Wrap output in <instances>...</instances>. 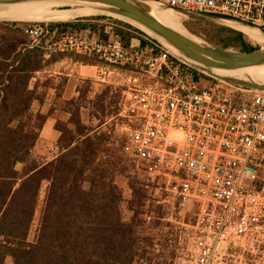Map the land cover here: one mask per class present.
Masks as SVG:
<instances>
[{"label":"built area","instance_id":"1","mask_svg":"<svg viewBox=\"0 0 264 264\" xmlns=\"http://www.w3.org/2000/svg\"><path fill=\"white\" fill-rule=\"evenodd\" d=\"M153 1L264 32V0ZM115 31L105 26V38L91 29L56 38L48 24L25 29L45 60L95 57L100 77L121 78L124 154L159 204L197 211L175 264H220L230 247L264 231V91L218 79L151 35L125 45Z\"/></svg>","mask_w":264,"mask_h":264},{"label":"trees","instance_id":"2","mask_svg":"<svg viewBox=\"0 0 264 264\" xmlns=\"http://www.w3.org/2000/svg\"><path fill=\"white\" fill-rule=\"evenodd\" d=\"M70 19L49 25L52 35L91 29L105 38L102 27L88 22L107 19L125 24L129 31H115L125 45L134 37L130 31L142 32L106 16ZM28 26L0 22V264H8L9 258L13 264H155L154 237H143L140 231L146 224L145 194L134 186L137 200L126 222L113 168L119 163L104 161L111 153L107 138L101 126L84 124L80 106L69 109L70 121L58 129L59 155L45 164L33 157L47 118L32 111L38 96L31 83L46 60L40 49L29 46ZM208 41L242 52L260 49L247 43L242 32L226 27ZM81 57L100 64L98 58ZM46 183L37 234L30 241Z\"/></svg>","mask_w":264,"mask_h":264},{"label":"rangeland","instance_id":"3","mask_svg":"<svg viewBox=\"0 0 264 264\" xmlns=\"http://www.w3.org/2000/svg\"><path fill=\"white\" fill-rule=\"evenodd\" d=\"M145 1L154 4L156 10L165 17L169 24L184 28L189 34L203 42L211 44L208 41L209 38L216 34L219 27H226L242 32L245 35L246 42L253 47L264 49V32L256 30L257 28L242 24L238 25L234 21L210 15L189 14L172 10L159 5L153 0ZM80 8V6L50 3L43 5V7L33 6V8L13 10L14 12H21L22 15L15 17L2 16L0 17V22H17L22 26L34 24L52 25L67 20L59 15L73 13ZM5 14L6 12L0 13V15ZM55 14L58 16H55ZM223 20H227L229 24ZM120 21L140 29L130 22ZM88 23L100 26L102 29L105 26H110L115 30L123 27L122 30L129 31L124 27L125 24L117 21L106 22L103 20ZM141 31L134 30L131 33L135 38L139 39H143L142 35L150 36L143 30ZM91 66H98V64H92L74 53H63L47 59L44 70L35 74L31 89L36 88L38 100L33 103L32 111L33 113L44 115L47 118L45 125L48 123L50 126L46 128V131L44 130V133L42 130L40 140L34 149L33 157L40 164H45L59 155L58 141L56 143L52 142V137L48 132L51 130L52 135L55 132H59V127L65 125L71 119L69 109L80 106L81 118L84 124L95 127L101 126L99 130L107 138V148L111 150V153L104 161L112 160L114 163L116 161L119 163L113 168L114 170L116 169V184L123 194L121 208L125 221L129 222L133 217L134 212L131 210V206L137 200L134 191V186H137L145 194L142 219L146 224L140 229L141 235L143 237L153 235L154 237V251H151V256L154 257L153 263L175 264L180 238L185 231L184 227L194 223L197 214L196 208L189 207L183 210L175 209L169 204H159L157 202L159 194L156 190L145 186L144 178L136 170L133 161L123 152L124 137L120 131V122L117 119L122 99V88L119 85L121 78L117 75L100 77L97 69L91 68ZM226 73H222L221 76L225 77ZM68 74H71L72 77L67 78ZM226 77L246 80L245 77H234L230 76L229 73H227ZM257 82L264 83V78L258 79ZM72 99H77V104H70ZM59 135L61 136L60 132ZM118 155L122 158V165L118 161ZM47 185V183L44 184L41 191L40 205L37 209L30 241H34L37 234ZM145 214L152 216L150 222L145 220ZM7 263L13 264L12 259L9 258ZM144 263L150 264L149 262ZM220 264H264V231L230 247Z\"/></svg>","mask_w":264,"mask_h":264},{"label":"water","instance_id":"4","mask_svg":"<svg viewBox=\"0 0 264 264\" xmlns=\"http://www.w3.org/2000/svg\"><path fill=\"white\" fill-rule=\"evenodd\" d=\"M147 2L149 1L0 0V12L7 11L9 8L17 6L45 5L50 3L63 4L67 6H80L81 8L90 10L91 15L88 17L106 16L119 20H125L126 22H130L133 25L137 24L141 26L142 28L149 31L152 34L151 36H154V38L164 43L173 52L190 62L204 66L205 68H207L209 74L218 79H221L230 84L247 87L252 90L264 91V85L258 84L256 82H246L231 78H220L212 73L214 70L236 71L246 68L264 67L263 48L253 52H242L234 49H227L218 45L209 44L203 41L202 43L198 42L193 39L195 38V36H192L187 31L186 32L190 37L165 25L157 18H155V16L152 15ZM223 21L228 22L227 20ZM195 80L197 81L198 79L196 78Z\"/></svg>","mask_w":264,"mask_h":264},{"label":"bare ground","instance_id":"5","mask_svg":"<svg viewBox=\"0 0 264 264\" xmlns=\"http://www.w3.org/2000/svg\"><path fill=\"white\" fill-rule=\"evenodd\" d=\"M147 5L150 7V10H151V13L153 16H155V18H157L159 21H161L162 23H164L165 25L185 34V35H188L189 34L186 32V30L184 28H180V27H177V26H174L172 24H169L166 20H165V17L162 16L157 10H156V7L154 4H152L151 2H147ZM33 6H39V7H43V5H31V6H17V7H12V8H9L7 11H4L6 12L5 15H0V17L2 16H6V17H15V16H18V15H22L21 12H14L13 10H23V9H26V8H30ZM1 13V12H0ZM91 15V12L90 10L88 9H84V8H80L78 11H74L73 13H68V14H63V15H59L61 16V18H64V19H78V18H84V17H88ZM55 16H58L57 14H55ZM70 19V20H72ZM68 20V21H70ZM136 26H138L140 29H142L143 31H145L147 34L149 35H152L149 31H147L146 29L142 28L141 26L135 24ZM183 27V26H182ZM258 30V29H256ZM260 31V30H258ZM261 32V31H260ZM190 37V36H189ZM194 40L198 41V42H201L202 41L200 39H198L197 37L193 38ZM229 73L230 76H234V77H245L246 80H242V79H236V78H231V79H236V80H240V81H253V82H256L258 84H261V85H264V83H260V82H257L258 79H261V78H264V67H253V68H246V69H241V70H236V71H218V70H214L212 73L217 76V77H220V78H227L226 75L225 77H222V73Z\"/></svg>","mask_w":264,"mask_h":264},{"label":"crops","instance_id":"6","mask_svg":"<svg viewBox=\"0 0 264 264\" xmlns=\"http://www.w3.org/2000/svg\"><path fill=\"white\" fill-rule=\"evenodd\" d=\"M91 68H96L97 69V71H98V67L97 66H91ZM70 77H72V75L71 74H68L67 75V78H70ZM48 126H50V125H48V123L45 125V127H44V129H43V133H44V130L46 131V128H48ZM48 134L52 137V142H57L58 141V138H59V132H55V134H53L52 135V133H51V130L48 132Z\"/></svg>","mask_w":264,"mask_h":264}]
</instances>
